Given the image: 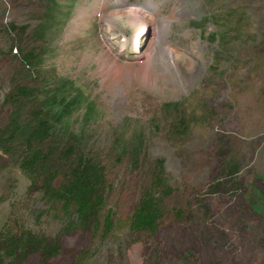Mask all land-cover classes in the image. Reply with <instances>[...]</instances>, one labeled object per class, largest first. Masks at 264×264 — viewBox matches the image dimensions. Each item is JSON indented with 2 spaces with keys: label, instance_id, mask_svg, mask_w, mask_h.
<instances>
[{
  "label": "rangeland",
  "instance_id": "1",
  "mask_svg": "<svg viewBox=\"0 0 264 264\" xmlns=\"http://www.w3.org/2000/svg\"><path fill=\"white\" fill-rule=\"evenodd\" d=\"M1 2L0 50L9 49L2 28L14 23L28 29L9 39L41 61L26 77L16 47L0 56V127L13 84L63 92L73 108L68 140L105 165L114 209L106 237L93 226L60 233L69 220L61 204L26 194L17 153L0 154V229L19 220L42 235L33 241L59 245L51 258L31 249L17 264H75L83 254L85 264H264V44L255 42L264 40V0ZM166 46L181 59L164 65ZM161 160L174 188L166 213L154 234L132 232ZM59 166L56 186L69 167Z\"/></svg>",
  "mask_w": 264,
  "mask_h": 264
},
{
  "label": "trees",
  "instance_id": "2",
  "mask_svg": "<svg viewBox=\"0 0 264 264\" xmlns=\"http://www.w3.org/2000/svg\"><path fill=\"white\" fill-rule=\"evenodd\" d=\"M1 9H3L2 2L0 13ZM27 29L28 27L24 26L18 28L14 23L5 25L2 30L6 35L4 39L7 40L9 49L6 53L0 50V56L8 57L12 53V48L16 47L13 58L20 62L21 69H28L30 74L26 77H31L34 73L31 67L36 66L37 61H41V56L39 55L38 58V52L36 53L34 49H28L26 52L21 42L15 41L13 44L14 39H9L16 31H19L18 34L20 33L19 35L23 37ZM255 42L264 44V40L260 41L257 38ZM259 57L262 59L263 56L254 53V58ZM259 70L264 72V69ZM10 89L11 92L5 97V102L13 106V111L8 121L0 127V154L13 156L17 153L15 162L26 178V194L35 191L40 199L61 204V209L69 220L67 226L60 229V233L81 227L88 229L93 226L97 230L103 229L104 237L108 236L114 230V209L109 208L106 211L109 202L107 195L111 188L106 176V167L100 160L93 158L94 156L88 157L85 153L76 155V147L68 140L72 138L71 131L67 127L71 122L70 112L73 108L69 106L72 103L60 90L45 95L38 86L13 84ZM56 124L60 128H56ZM63 128L68 132L63 134ZM58 132L66 139L64 142L56 139ZM52 139L57 141L55 143L61 149L59 155H57V148L52 147ZM61 163H64L65 168L67 165L69 167L65 169L62 183L56 186L55 181L61 174L58 171ZM157 164L153 181L150 187L143 191L139 205L134 211L130 225L132 232L154 234L166 213L165 201L174 192V188L166 178L164 162L161 160ZM52 170L56 172L52 173ZM15 211L16 208L13 207L12 213ZM14 222L16 229L12 231L0 229L2 249L0 264H17V259L26 256L31 249L41 252L44 259L58 253L59 245L55 240L49 242L43 236L42 241H33L34 237L42 235L27 228L25 222L21 223L19 220ZM8 235L13 237L15 243L7 244ZM29 237L33 238L30 240ZM86 260L87 254H83L75 264H85Z\"/></svg>",
  "mask_w": 264,
  "mask_h": 264
},
{
  "label": "bare ground",
  "instance_id": "3",
  "mask_svg": "<svg viewBox=\"0 0 264 264\" xmlns=\"http://www.w3.org/2000/svg\"><path fill=\"white\" fill-rule=\"evenodd\" d=\"M127 10V9H126ZM128 10H130V8L128 9ZM141 10H142V8H141ZM145 11V10H144ZM151 11V10H150ZM154 11V10H153ZM147 12V11H146ZM136 14H137V11H135V10H131V11H127L126 12V16H136ZM168 25V24H167ZM165 28H168L167 26H165ZM142 30V29H141ZM163 31H165V29H163ZM165 33L164 32H161L160 30H158L157 29V43H156V46L157 47H161V44H160V42H161V37H162V35H164ZM139 35V36H138ZM146 35V33L145 32H143V31H141V32H137L136 33V35L134 36V39H137V38H139V37H144ZM138 51H140V46L138 45V47H137V49H136V51H135V53H138ZM164 52H165V54L167 55V61H164L165 63H164V65L165 64H168V63H170V62H172L173 64L175 63L174 61L175 60H177V59H181L180 58V56L178 55V54H175V52L173 51V50H171V48L169 47V46H166L165 48H164ZM140 53V52H139Z\"/></svg>",
  "mask_w": 264,
  "mask_h": 264
}]
</instances>
